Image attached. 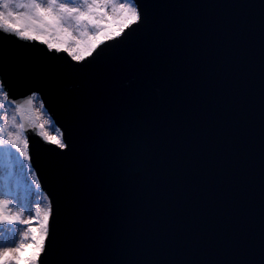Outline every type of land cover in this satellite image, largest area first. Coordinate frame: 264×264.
<instances>
[{
  "label": "water",
  "instance_id": "obj_1",
  "mask_svg": "<svg viewBox=\"0 0 264 264\" xmlns=\"http://www.w3.org/2000/svg\"><path fill=\"white\" fill-rule=\"evenodd\" d=\"M77 62L0 31L52 213L39 264H264V0H134ZM15 105V104H14Z\"/></svg>",
  "mask_w": 264,
  "mask_h": 264
},
{
  "label": "snow or ice",
  "instance_id": "obj_2",
  "mask_svg": "<svg viewBox=\"0 0 264 264\" xmlns=\"http://www.w3.org/2000/svg\"><path fill=\"white\" fill-rule=\"evenodd\" d=\"M109 4L112 5L111 13L108 11ZM141 19L138 6L132 3V0H120L119 3H115L114 0H0V31L16 35L21 40L42 43L49 51L67 53L77 62H83L87 57H91L101 44L119 39L132 25L141 23ZM73 24L81 30L80 35L85 39H76L73 36L69 31ZM0 98L5 102L0 103V109H4L6 104H15L17 111H20L25 104L33 105L35 94L23 103L17 104L16 100L9 96L3 81H0ZM40 107H43L42 103ZM5 127L7 125L0 126V152L4 154V161L0 167L3 175L17 189L31 194L39 188V184L33 185L29 179L31 165L24 163L30 161L26 151L27 137L24 139L22 150L18 144L19 135L15 139L6 140L3 137ZM19 127L24 128V125L21 123ZM32 127L35 134L42 137L45 142L60 148L66 147L62 142V132L51 120H45ZM20 156H23V161ZM13 200L14 197L0 199V226L31 224L32 211L25 209L23 204H20V211L15 216L5 212V208L12 204ZM35 211L39 212V208ZM24 214H27L29 219H20ZM47 226L46 214L43 218L44 235L39 239L35 235L31 237L37 245L36 258L32 260V264H37V259L44 250ZM28 231L35 232V229L30 228ZM24 247L18 235L11 244L0 245V264H11L12 261L19 264V253Z\"/></svg>",
  "mask_w": 264,
  "mask_h": 264
},
{
  "label": "rangeland",
  "instance_id": "obj_3",
  "mask_svg": "<svg viewBox=\"0 0 264 264\" xmlns=\"http://www.w3.org/2000/svg\"><path fill=\"white\" fill-rule=\"evenodd\" d=\"M115 3H119L120 0H114ZM133 3V1H132ZM112 5L109 4L108 11L111 13ZM22 11V10H21ZM67 27V25H65ZM73 33V36L76 39H85L80 35V29L77 28L74 24L73 27L69 29ZM89 31H91L89 29ZM73 46L74 43H73ZM0 103H5L2 98H0ZM35 109H36V119L38 124L43 123L45 120H51L45 109L40 107L41 101L38 97L35 98ZM38 110V111H37ZM19 117V112L16 109L15 105L9 104L5 106L4 109H0V126L7 125L4 129L3 137L7 139H11V136L17 137L19 135L18 144L19 147L24 150L23 139H25V135L23 133L22 128L19 127L21 124ZM52 122V120H51ZM53 124V122H52ZM47 127V126H46ZM23 138V139H22ZM58 139L61 137H57ZM20 159L23 161V156H20ZM25 164H29L28 161H24ZM32 169V168H31ZM2 167H0V177L2 176ZM5 178V177H4ZM29 179L32 181L33 185L37 184L35 173L32 169V172L29 173ZM1 181V178H0ZM3 183L6 184L8 188V192L3 190V187L0 183V199H7L9 197H14L13 203L8 205L5 208V212L9 215L15 216L20 211V204H23L25 209H31L32 217L31 219H35L39 221L34 227L26 225H2L0 226V245L3 244H11L14 240L16 235L19 236V240L25 247L21 250L20 255L24 256V264H27V257H30L32 251L37 245L31 239L33 236V232H31V237L29 238L30 232L28 231L29 228L35 229L34 234L39 232L38 239L41 235H44V227H43V218L46 214H48L50 210L49 202L40 188L31 192V194L23 192V190L17 189L15 185H13L9 180L6 178L3 179ZM39 208V212H36L35 209ZM20 219H29L27 214L21 215ZM28 226V227H27ZM25 232H27V236H25ZM28 240V241H27ZM27 241V242H26ZM28 255V256H27ZM11 264H15V261H12ZM20 264V263H19ZM23 264V263H21Z\"/></svg>",
  "mask_w": 264,
  "mask_h": 264
},
{
  "label": "bare ground",
  "instance_id": "obj_4",
  "mask_svg": "<svg viewBox=\"0 0 264 264\" xmlns=\"http://www.w3.org/2000/svg\"><path fill=\"white\" fill-rule=\"evenodd\" d=\"M101 46V45H100ZM46 196V195H45ZM46 199H47V202H49V200H48V198H47V196H46Z\"/></svg>",
  "mask_w": 264,
  "mask_h": 264
},
{
  "label": "trees",
  "instance_id": "obj_5",
  "mask_svg": "<svg viewBox=\"0 0 264 264\" xmlns=\"http://www.w3.org/2000/svg\"><path fill=\"white\" fill-rule=\"evenodd\" d=\"M1 156V155H0Z\"/></svg>",
  "mask_w": 264,
  "mask_h": 264
}]
</instances>
